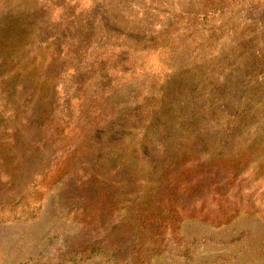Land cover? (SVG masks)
<instances>
[{"label": "rangeland", "instance_id": "obj_1", "mask_svg": "<svg viewBox=\"0 0 264 264\" xmlns=\"http://www.w3.org/2000/svg\"><path fill=\"white\" fill-rule=\"evenodd\" d=\"M227 162L253 213L217 227L189 191ZM135 194L178 202L170 243ZM0 264H264V0H0Z\"/></svg>", "mask_w": 264, "mask_h": 264}, {"label": "trees", "instance_id": "obj_2", "mask_svg": "<svg viewBox=\"0 0 264 264\" xmlns=\"http://www.w3.org/2000/svg\"><path fill=\"white\" fill-rule=\"evenodd\" d=\"M11 143H13L12 137H8V136H6L5 138L1 137L2 147L10 146ZM209 169L210 168L208 167L207 168L208 172L206 171V173H203L204 175L203 180H199L193 183L194 185H192L191 188L196 187V189L189 191V193L190 196L194 198L199 197L201 194L203 195V193H205V196H207V198L204 195L203 198L208 199L209 203L211 202V205H215V211L218 209V216H216L215 226L220 227L223 223L227 224L230 223L233 219H236L237 215L241 210L237 209V205L233 203L232 200H234L235 202L240 201V208H242V210L247 209V211L253 213V210L249 208L248 205L249 202L247 200H243L244 199L243 197L242 198H239L237 196L231 197L228 195L229 187L230 186L233 187L232 182L241 183V186L238 188L239 190L244 188V190L249 191V184L243 186L244 182L247 179L245 177L237 178V173L239 176L241 175L239 174L238 169H236V166L232 165V163L230 162H227L226 164H224V166L221 169L219 167L217 168L218 172L219 173L221 172L220 175L223 176L222 186H219L216 183V180L219 177V175L216 172H214L216 169L212 168L210 172ZM181 176H184V174ZM191 177H193L191 174H186L184 177H180V178L186 180ZM178 184H180V182L173 183L171 184V186L175 185L174 189L180 191L182 190V187H180ZM219 189H220V193H218ZM135 195L133 196L131 201H122L119 202L116 206H114L117 207L115 208V210L118 209V207L120 206L121 207L120 210L125 214L127 213L129 215V216L127 215L128 216L126 220L127 225L123 224L124 227L130 228V231H134V234L136 232V235H138L137 232L138 229L141 230V233H143L142 232L143 230H148V229L155 232V234H157V237L155 238L156 240L154 241L155 243L152 242V244L148 246V248L150 247L156 248V243L161 242V240H164V243L165 242L170 243L171 238L173 236L172 235L173 230L176 229L178 225L177 222L179 221L178 220L179 218L177 216H173L174 215L173 213L176 211L178 202L174 203L173 207L171 208V213L168 214L167 216L165 214L163 216L161 214H151L150 216H147L146 213L149 210H146L147 208L143 202V199L138 200L137 195L136 196ZM213 196H219L220 199L219 200L212 199L214 198ZM165 203L166 204H164V202H161V200H159L158 206L153 210L154 211L159 209L163 210L165 207L168 206L167 202ZM32 205L33 204H31V202L30 203L26 202L23 207L11 208V212L9 213V218H3L1 222H7L9 221L10 218L12 219V221H28L34 219L36 216V212L38 211V206L37 204H34V206ZM120 210L118 209L116 211H120ZM136 235H134V237H136ZM142 242L143 241L140 240L139 243L136 245V247L140 248V250L138 251L140 255H142V248H143L141 246L143 245ZM90 251H91L89 255L90 257L99 256L104 253L102 247L93 248ZM186 251L187 249L180 250V253L182 254L183 257L186 256L185 254ZM146 252L150 253L152 251L147 250ZM117 256L118 254L116 253L111 254V258L114 260L116 259ZM141 258L146 261V257L141 256ZM73 261L76 262V259H73Z\"/></svg>", "mask_w": 264, "mask_h": 264}]
</instances>
